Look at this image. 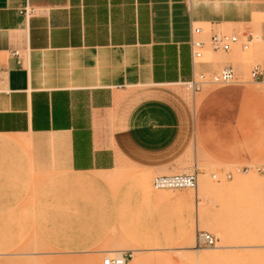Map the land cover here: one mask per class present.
Instances as JSON below:
<instances>
[{
  "label": "crops",
  "instance_id": "crops-1",
  "mask_svg": "<svg viewBox=\"0 0 264 264\" xmlns=\"http://www.w3.org/2000/svg\"><path fill=\"white\" fill-rule=\"evenodd\" d=\"M260 15L264 0H0V141L15 142L19 152L0 157V164H12L11 187L25 193L51 179L61 193L86 179L105 183L139 171L147 177L184 174L191 162L195 169L204 164L220 170L264 164V146L256 144L264 139L258 90L195 95L192 129L188 112L173 108L168 93L140 90L184 84L194 73L228 67L237 81L245 80L251 64L244 45L256 30L263 41L254 52L263 63L264 22L254 26ZM196 27L212 61L193 65ZM229 29L239 44L228 53L213 52L211 36ZM212 97L220 105L203 106ZM165 99L164 105L153 101ZM238 153L246 157L238 159ZM121 188L118 194H125ZM152 196V212L164 211V218L155 214L142 222L152 231L132 237L120 231L92 242L88 255L95 263L132 252L129 264H175L176 253L190 252L174 248L172 205L157 202L161 194Z\"/></svg>",
  "mask_w": 264,
  "mask_h": 264
},
{
  "label": "rangeland",
  "instance_id": "rangeland-1",
  "mask_svg": "<svg viewBox=\"0 0 264 264\" xmlns=\"http://www.w3.org/2000/svg\"><path fill=\"white\" fill-rule=\"evenodd\" d=\"M263 22L264 15L256 16L255 28ZM208 31L206 28L205 32ZM222 32L233 35L230 29ZM254 39L245 53L246 62L251 64L247 68V78L229 86H207L204 90L251 87L258 90V96L264 97V84L254 82L250 77L255 65L264 64V57L263 63H259L254 52L255 45L262 43L257 30ZM203 54V61H212L209 52L204 50ZM140 90L165 91L155 96L168 93L167 101L173 108L188 112V123L193 128L195 96L183 84ZM213 97L203 106L220 105ZM153 101L164 105L166 99ZM256 144L264 146V139L259 137ZM0 145V157L19 153L15 142L0 141ZM252 148L250 145L249 149ZM193 151L191 135L190 157ZM245 157V154H237L238 159ZM145 165L140 164V167ZM0 166V264H98L88 255L92 242L115 238L120 236V231L121 237L123 234L132 237L143 230L152 231V226H142V222L152 221L155 214L164 218V211L152 212V195L156 193L163 196L157 202L172 205V234L174 241L177 240L174 248L185 246L190 251L176 253L175 264H264V174L256 170L264 164L244 167L238 163L220 170L204 164H198L195 169L191 162L188 173L196 171L199 175L196 191H157L153 188L154 178L170 174L147 177L146 171H139L130 177L116 178L118 180L104 179L105 183L103 178L86 179L61 193L54 188L51 179L44 187L30 186L22 193L21 189L11 187L9 168L12 164ZM237 177L243 184L234 183ZM121 187L125 194H118ZM198 231L215 236L217 246L198 248ZM107 256H102L99 264H103Z\"/></svg>",
  "mask_w": 264,
  "mask_h": 264
},
{
  "label": "built area",
  "instance_id": "built-area-1",
  "mask_svg": "<svg viewBox=\"0 0 264 264\" xmlns=\"http://www.w3.org/2000/svg\"><path fill=\"white\" fill-rule=\"evenodd\" d=\"M28 14V11L26 12ZM203 33L201 28H193V38L190 42L192 52L193 65L198 64L204 58L205 43L198 39ZM254 38L250 36V41H246L244 45L245 50H249L250 42ZM240 42L236 35L228 34H214L209 40V47L213 52L228 53ZM14 57H19L18 52L13 53ZM250 77L254 82L264 84V65H255L250 72ZM237 82V77L233 68H225L215 74L194 73L191 81L183 85L194 96L204 91L207 86H229ZM256 170L264 174V166L257 167ZM231 178V175H229ZM199 175L195 171L193 173H184L177 175H163L157 176L153 180V188L157 191H179V190H198ZM217 239L208 232L198 231L196 236V246L198 248H215L217 246ZM133 259L132 252H118L109 254L103 261V264H129Z\"/></svg>",
  "mask_w": 264,
  "mask_h": 264
},
{
  "label": "bare ground",
  "instance_id": "bare-ground-1",
  "mask_svg": "<svg viewBox=\"0 0 264 264\" xmlns=\"http://www.w3.org/2000/svg\"><path fill=\"white\" fill-rule=\"evenodd\" d=\"M255 22H256V23H259V20L256 19ZM259 41L262 42L263 40L260 39ZM117 173H118V172H117ZM112 175H113V174H112ZM112 175H111V176H112ZM109 177H110V176H109ZM109 177H108V178H109ZM137 177H138V176H137ZM239 177H240V176H239ZM245 177H246V176H245ZM115 179H116V177H115ZM244 179H245V178H244ZM246 179H248V178H246ZM113 180H114V178H113ZM116 180H118V179H116ZM111 181H112V180H111ZM111 181H110V182H111ZM247 181H248V180H247ZM250 182H251V180H250ZM200 183H201V182H200ZM234 183L237 184V185H241V184H243V182L241 181V179H239L238 177L235 179ZM245 183H246V182H245ZM247 183H248V182H247ZM247 183H246V184H247ZM249 184H250V183H249ZM202 185H203V184H202ZM250 185H251V184H250ZM263 185H264V184H263ZM208 187H209V186H208ZM250 187H251V186H250ZM257 187H258V186H257ZM198 188H199V187H198ZM200 188H201V187H200ZM260 188H261V187H260ZM199 190H200V189H199ZM221 190H222V189H221ZM227 190H228V189H227ZM262 190H263V189H262ZM181 249H182V248H181ZM133 250H134V249H133ZM177 250H178V249H177ZM186 255H187V254H186ZM206 255H207V254H206ZM194 256H196V255H194ZM182 257H183V256H182ZM192 257H193V256H192ZM209 257H210V256H209ZM211 257H212V255H211ZM216 257H217V256H216ZM218 257H219V256H218ZM189 258H190V257H189ZM193 258H194V257H193ZM219 259H220V258H219ZM189 260H190V259H189ZM215 260H217V259H215Z\"/></svg>",
  "mask_w": 264,
  "mask_h": 264
}]
</instances>
